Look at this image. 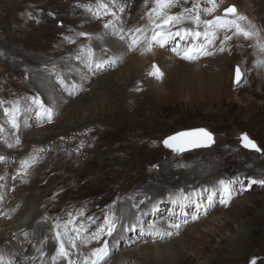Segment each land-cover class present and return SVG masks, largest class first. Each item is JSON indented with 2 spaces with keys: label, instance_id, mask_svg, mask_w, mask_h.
<instances>
[{
  "label": "rangeland",
  "instance_id": "1",
  "mask_svg": "<svg viewBox=\"0 0 264 264\" xmlns=\"http://www.w3.org/2000/svg\"><path fill=\"white\" fill-rule=\"evenodd\" d=\"M7 1L0 0V101L4 102L0 106V118L7 124V128L1 125L4 130L12 129L4 115L5 107L11 108L19 102L22 109L24 102L34 104L33 98L38 97L45 103L49 99L46 91L39 89L40 78L36 77L42 74V70H45L42 79L46 81L45 85L48 83L51 92L56 77L60 76L58 81H61L64 74L68 73L63 71V63L68 61L75 63V66H83V62L76 61L75 53L85 47L96 53L93 46L97 48L98 42L108 36L105 34L106 29L120 27L121 34L117 41L128 45L133 36L130 30L137 26H147L151 33L146 13L154 6L152 0H148L147 4L145 0H118V3L125 4L124 11H119L118 5H114L111 10L119 15L120 24L114 22L111 14H103L99 19L96 17L95 27L104 28L103 33L97 35L87 32V26L93 21H85L86 14L89 15L90 11L96 14L97 9L103 11L100 5L109 6L112 0ZM256 1L223 0L221 3L217 0L220 4L217 13L221 14L228 4L235 5L238 12L248 18L242 23L245 26L248 22L255 25L264 40V23L255 8ZM18 2L20 5H16ZM192 3L193 0H187V3L181 0L170 11L179 13L184 7H192ZM199 3L201 9L210 7L205 0H199ZM33 14L36 19H33ZM10 19L13 20L12 25ZM201 19H212V16L201 11ZM108 20H112L114 26L105 28L104 24ZM181 26L196 28L192 22H185ZM199 30H204L203 24ZM81 32L89 36L78 35ZM122 35L124 39H121ZM218 35L222 39V34ZM202 40L201 37L196 41L200 43ZM254 44V40L233 37L227 42L225 51L220 52V40L217 39L209 48L214 53L210 55L211 62L201 64L203 68L207 66L206 73L213 78L202 74L203 77H199L200 84L194 86V82L188 80L183 90H175L168 79L162 83L159 81L162 84L160 87L152 85L151 81L145 79L149 63L139 74V79L133 82L130 79L122 87L104 88L102 81L122 67L128 59L125 58L119 64H114V68L108 64L102 69L93 68L87 78L88 83L76 88L77 92L67 101H62L65 103L63 105H60L59 94L55 99L57 110L52 113L51 121L40 115L38 105H33L30 114L39 116L40 120L36 122L31 117L33 125L24 132V141L17 136L21 140L18 147H13L8 139L4 140L7 130L0 136V146L8 142L0 149L15 151L11 155L0 154L5 158L0 161V177H3L0 179V219L5 222L4 226L8 227V223L19 225V222L28 220L26 204L22 202L26 196L27 200H34L37 224L47 226L46 238L50 237V248L56 253L59 244L55 236L59 231L74 260L89 255L93 248L108 240L110 243L114 241V245L106 258V264H251L253 260L255 264H264V184L259 183L264 181V176L257 179L256 172L263 171L254 167H264V66L257 64L258 60L264 59V54ZM171 46L172 41L165 46V50L177 53L183 49L179 46L174 51L170 49ZM103 49L108 50L107 47ZM132 50L138 52L137 47ZM80 52L77 55L81 56L83 51ZM204 56L192 61H200ZM223 57L227 61L224 73L220 74L218 64ZM235 65H239L243 71V79L237 85L232 82ZM86 69L81 67L78 72L88 73ZM151 76L149 74L150 79ZM95 81L101 82L100 88L97 85L91 87ZM210 81L215 85L213 91L203 85ZM73 84L70 77L68 85ZM52 93L54 96L58 94ZM97 95L99 99L92 100ZM63 96L68 95L63 93ZM78 97L79 101L71 107ZM22 119V115L18 117V120ZM197 127H204L212 133L214 144L211 147L178 152L164 146L163 140L167 136ZM242 133L254 140L261 152L244 148L240 142ZM45 134L48 141L35 144L29 140L32 137L39 139ZM9 144L12 147H8ZM24 160L29 161L30 166L23 169L21 161ZM197 166L215 170L219 179L208 187H201L200 182L192 183L187 179L190 175L188 171H193ZM220 180L229 184V193L223 191ZM250 180L257 183H250ZM153 185L161 189L159 197L153 198V191L148 194V188ZM214 187L217 191L213 192L210 202L208 189ZM203 190L205 193H202ZM197 191L202 193L197 198L202 202L199 208H194V203L192 209L180 213L177 206L175 208V192L188 197L191 192ZM153 199L157 200L156 203L147 207ZM223 199H227L228 203L221 207ZM122 201L127 202V208H120L119 203ZM14 204L12 213L6 215ZM153 205L157 213L151 207ZM150 207L153 213L146 214ZM128 208L135 210L134 216L137 211L144 214L140 215L142 217L138 223L129 220L127 225L137 226L125 230L115 242L121 232L120 221L123 218L116 212L118 214L120 209L123 212ZM105 214L116 221L117 228L113 236L104 235L99 242L92 240L86 245L77 241V248L71 249L64 233L67 231L68 235L74 236L72 229L84 225L88 227V232L83 235H90L103 223ZM162 223L169 229L159 232ZM171 224H179L180 228H171ZM140 227L139 234H136L135 231ZM22 230L27 233L26 227H22ZM25 236L24 241L12 239L13 250L18 252V248L25 245ZM25 250L26 247L23 252H26L25 256L30 255L29 261L24 259L16 262L13 259L14 264L51 263L52 257L56 255L53 253L49 257L43 251H38V248ZM9 253L0 252L1 264H11ZM34 255L39 256L36 258ZM62 261L64 259L60 258L59 262Z\"/></svg>",
  "mask_w": 264,
  "mask_h": 264
},
{
  "label": "bare ground",
  "instance_id": "2",
  "mask_svg": "<svg viewBox=\"0 0 264 264\" xmlns=\"http://www.w3.org/2000/svg\"><path fill=\"white\" fill-rule=\"evenodd\" d=\"M4 1V0H3ZM9 1V0H8ZM7 1V2H8ZM16 1V0H15ZM256 1V0H255ZM11 2V1H10ZM9 2V3H10ZM17 2V1H16ZM24 2V1H23ZM257 3L255 4V8H256V10L259 12V14H261V16H262V21H263V23H264V0H257L256 1ZM8 4V3H7ZM15 4V3H14ZM20 5V3L18 2L16 5ZM109 4V8H111L112 9V7L114 6V5H118V8L120 7V6H125V4H123V3H121V2H119L118 3V0H115V4H113L112 2H110V3H108ZM5 6V5H4ZM3 6V7H4ZM12 6V5H11ZM7 7H9V6H7ZM116 8V7H115ZM117 8V9H118ZM11 9V8H10ZM96 9H97V7H96ZM18 10V9H17ZM21 10H24V9H21ZM20 9L18 10V11H21ZM97 12H99L100 13V15H101V17H102V15H103V11H99L98 9H97ZM19 13V12H18ZM18 13H17V15H18ZM16 14V13H15ZM89 14V13H88ZM30 15V14H29ZM92 15V16H91ZM34 16H36L35 14H33L32 15V17H34ZM86 16L87 17H85V21H93V23L92 24H89L88 26H87V28L89 29V31H87L88 33H93L94 35H97V34H100L101 32L103 33V29H102V27H100V26H97V27H95V25H96V23H97V21L95 22V20H96V14H93L91 11H90V14L89 15H87L86 14ZM91 16V17H90ZM123 16V15H122ZM18 17V16H17ZM116 17H118V19H115V21L114 22H117L116 24H120L119 22L121 21L120 20V17H119V15L118 14H116ZM113 18V17H112ZM33 19H36L35 17L33 18ZM82 21H84V20H82ZM10 25H12V23H13V20L12 19H10ZM75 22V21H74ZM28 23V22H27ZM80 23V22H79ZM115 24V23H114ZM76 26V25H75ZM102 26V25H101ZM137 27H141V25L140 26H137ZM100 28V29H99ZM135 28V27H134ZM120 27H118V28H116V27H114V28H112V29H106V33L105 34H107L108 36L105 38V39H102V40H100L99 42H98V44H97V48L95 47V46H93L94 47V51H96V53H94V54H98L97 55V57H95V59H94V62H90L89 60H88V58H87V55H86V53H87V50H88V48L87 47H85L84 49H80L79 51H77L75 54V56L74 57H76V61H81V62H83L84 63V65L83 66H81V67H86L87 69V71H88V73H79L78 71V69L79 68H81L80 66H75V63H73V62H69V63H63V71L66 73V72H68V73H66V74H64V78L62 77V79H60L61 81H64V83L62 84L61 83V81H58V78H60V76H55L56 77V79H55V83L53 82V89L51 88V90L52 91H54L55 93H58L57 95H52L53 93H52V91L51 92H49L50 91V88L48 87V83H46L47 85H45V82L46 81H44L43 79H42V77H43V75H44V73L43 72H45V70L43 71L42 70V74L41 73H39V76H37L36 75V77H38V78H40V80H38L39 82H40V85H39V89L40 90H42V91H46V93H47V95H48V98L49 99H46V103H48V104H46L45 103V101L43 100V103H44V106L45 107H47V108H51L52 109V113H56V106H55V99L57 98V97H59V94H60V105H61V103H62V101H67V99H70L73 95L72 94H74L75 92H77V89L76 88H81L82 87V84H86V83H88V81H87V78L89 77V73H90V71L91 70H93V68H96L95 67V63H97V62H99V60L100 59H105V60H108V65H110L109 67H113V66H115L114 64H119V62L121 61V60H123V59H125V58H128L127 59V61L124 63V65H122V67H120L119 69H117L115 72H112L111 74V76H110V78H107L106 80H104V81H102L103 83H101V82H98V81H95V82H93L92 83V86L91 87H95L96 85V87L97 88H100L101 86H100V83H101V85L103 84V87L104 88H106V89H114V87H116V88H118V87H122L123 86V84L125 85V84H127L128 83V80L130 81V79H131V82H133V80L135 81V79L136 78H138V76H139V74L141 75V73H142V71H143V68L149 63V66H150V68H148V70H146L147 72V74H145V79L148 81H151L152 82V85L153 84H155L157 87H160L162 84V82H164L166 79H168V80H170L172 83H173V88L175 89V90H177V91H179V90H183L184 89V87L187 85V83L189 82L188 80H191V82H194L193 84H195L194 86H197V84H200V79L203 77V75H207L208 77H209V79H212L211 78V75L210 74H207L206 72H207V70H205V68H207V66L205 67V68H203L202 66H201V64H203V63H206V62H211L210 60H209V58H211V56L210 55H207V56H204V58L203 59H201L200 61H197V62H193L192 60H186V59H183L182 58V51H180V53L181 54H177V53H172V52H169V50L167 51V50H165V44H167V42L169 41H167L164 45H163V47H161V46H159V45H157L155 42H154V44L155 45H153L152 46V48H151V50L152 51H147V43L146 42H143L142 41V43L140 44V45H138L137 46V51L138 52H135L134 50H132V49H130L129 48V45L126 43V44H124V43H120V42H118L117 41V37L118 38H120L119 36H120V34H121V32H120ZM173 31H175V28H173ZM85 32V31H84ZM123 32V31H122ZM150 32V30H148V32H146V35H147V37L150 39V37H151V33H149ZM124 35V34H123ZM113 36H115V37H113ZM131 38V40H132V37H130ZM182 39V38H181ZM194 39V38H193ZM131 40H130V44H131ZM203 42H204V40H202ZM249 41V40H248ZM195 43V44H194ZM194 43H193V45H196V44H198L197 43V41H196V39H194ZM200 43H202V42H200ZM144 44H145V46H144ZM126 48H125V47ZM103 47H107V51L105 52V49H103ZM71 48V47H70ZM98 49H100V51L98 50ZM102 49V50H101ZM131 50H132V52H131ZM80 51H83L82 52V54H81V56H79V55H77V54H79V53H81ZM98 51H99V53H98ZM130 51V52H129ZM210 51V50H209ZM59 52H60V50H59ZM58 52V53H59ZM100 52H102V53H100ZM148 52H150L151 54H149ZM84 53H85V56H84ZM65 54V53H64ZM67 54V53H66ZM74 54V53H73ZM62 55V54H61ZM71 56V55H70ZM84 56V57H83ZM203 56V55H202ZM222 56V55H221ZM73 57V56H72ZM79 57V58H78ZM109 57H111V59H109ZM217 58H218V56H217ZM74 59V58H73ZM224 59H226V57L224 58L223 57V59H222V61L221 62H219V72H220V74L221 73H224V66H225V63H226V61H227V59L226 60H224ZM152 64H153V66H155L156 68H158L159 69V71L161 72V73H163V76H162V78H157L156 76H154V75H152L151 76V79H150V77H149V74L150 73H153L154 72V67L152 68ZM78 67V68H77ZM105 67H106V64H105ZM114 68V67H113ZM53 69V68H52ZM100 69H102V68H100ZM107 69V68H106ZM210 69V68H209ZM37 70V69H36ZM69 71L70 72H72V74L71 75H69L70 73H69ZM32 74V73H31ZM62 74H63V72H62ZM80 74V75H79ZM91 74V73H90ZM107 74V73H106ZM105 74V75H106ZM110 74V73H109ZM203 74V75H202ZM47 75V74H46ZM108 75V74H107ZM93 76V75H92ZM185 76H187V78H185ZM46 77H48V76H46ZM70 77H72V79H73V81H74V84L72 85V86H69L68 85V83H69V79H70ZM85 77V78H84ZM98 77V76H97ZM100 77V76H99ZM199 77H201L200 79H199ZM208 77H206V78H208ZM33 78V77H32ZM35 79V78H34ZM44 79H45V77H44ZM47 79V78H46ZM64 79V80H63ZM90 79H91V77H90ZM139 79V78H138ZM157 81L158 83H155V81ZM35 81V83H36V80H34ZM58 81V82H57ZM159 81H161V85L159 84ZM71 82H72V80H71ZM34 83V82H33ZM131 83H129L128 85H126V88L127 87H129V85H130ZM203 85H205L204 87L206 88V89H209L210 91H213V90H215V85L212 83V81H210V82H205ZM88 86V85H87ZM156 87V88H157ZM125 88V89H126ZM154 88V87H153ZM93 89V88H92ZM73 90H75V91H73ZM150 89H148V91H149ZM62 93V94H61ZM63 93H65L66 95H68V96H70V97H68V96H63ZM208 93V92H207ZM179 94V93H178ZM45 95V94H44ZM72 95V96H71ZM94 95H95V92H94ZM103 95V94H102ZM101 96V95H100ZM99 96V97H100ZM140 96V95H139ZM97 98H98V95L94 98H92V100L93 99H96L97 100ZM45 99V98H44ZM79 99V97L77 98V99H75L74 100V102L73 103H71V107L73 106V104L74 103H77V101H79L78 100ZM99 99V98H98ZM58 100V99H57ZM92 103V102H91ZM59 104V103H58ZM63 104H65V103H62V105ZM36 106V104H29L28 102H24V103H22V111H21V114H20V116L19 117H21V115L23 116V121H20V120H18V123H19V128H17V129H10V130H8V129H5L4 131H2V132H0V136H2L4 133H5V131L7 130V132L5 133V139L4 140H6V139H8V142L9 141H11V143H12V145H14L13 147H18V144H15L16 142V140H17V136H20V138H21V140H22V138H23V134H24V132L31 126V125H33V120H32V118L31 117H34V116H32L31 114H30V110L32 109L31 107L32 106ZM33 106V107H34ZM38 108V107H37ZM70 108V107H69ZM60 110V109H59ZM70 111H71V109H70ZM73 111H74V109H73ZM1 115L2 114H0V117H1ZM3 118V117H2ZM34 119H35V121L36 122H38L39 120H40V117L39 116H35L34 117ZM35 123V122H34ZM4 125L6 128H7V124H4L3 122H2V120H1V118H0V127H2V126ZM9 126V125H8ZM66 126H69V125H65V127ZM64 127V128H65ZM9 128V127H8ZM17 137V138H16ZM1 138V137H0ZM20 140V141H21ZM29 140H31L32 142L31 143H37V142H39V141H43V142H45V141H48V137L46 136V134L45 135H43L41 138H36V137H32V138H30ZM28 140V141H29ZM22 141H24V138H23V140ZM2 142V141H1ZM7 142V143H8ZM6 143V144H7ZM28 143V142H27ZM5 144V145H6ZM4 145V144H3ZM3 145H1L0 147H4ZM6 151V152H5ZM131 151V150H130ZM15 151H13V150H11V151H7L5 148H3V150H1L0 149V154L1 155H5V154H13ZM177 154H179V153H177ZM176 154V155H177ZM0 155V156H1ZM9 155V156H10ZM6 157V156H5ZM14 157V156H13ZM203 166H206V165H203ZM255 168L257 167V168H259V166H254ZM261 167V169H257L256 168V170H260V171H263L262 173H258V171L256 172V178L257 179H260V178H262V176H264V170H263V166H260ZM17 169V168H16ZM24 169V168H23ZM191 169H193V168H191ZM207 170H209L208 169V167L207 168H205V167H200V166H197V167H195L194 169H193V171L192 170H189L188 171V175L189 176H187L186 178L187 179H189L192 183H197V182H200V184H201V187H205V186H207V185H212V184H215L216 182H215V180H217V179H219L218 178V174L215 172V170H212V171H210L209 170V173H210V175H208L207 174ZM186 172H187V170H186ZM20 173V172H19ZM24 174V173H23ZM3 175V174H2ZM3 178V177H2ZM185 182V181H184ZM15 183V182H14ZM208 187V186H207ZM213 189V188H212ZM212 189H208V191H209V194L207 195V197L209 198V200L208 201H210L211 200V198H212V196L214 195V191H215V187H214V189L212 190ZM148 190H149V193L148 194H151V191H153V194H152V197L153 198H155V197H159L160 195H161V193H158V192H160V190L161 189H159L158 188V186H151V187H149L148 188ZM148 190L146 189V191L148 192ZM205 190V189H204ZM204 190L202 191V193H205L204 192ZM199 191V190H198ZM191 192L190 193V195L187 197V198H189L190 200H185V197H183L181 194H178V193H176L175 192V194L176 195H173V197L174 198H176V200H175V208H176V206H177V208H178V210H179V212L181 213V212H184L186 209H188V208H193V204L195 203V207L194 208H196V209H198L199 207L198 206H200V204L202 203V202H200L199 200H201V199H197L198 197H200L201 196V194L202 193H199V192ZM217 191V190H216ZM215 191V192H216ZM211 192V193H210ZM217 194V193H216ZM31 196V195H30ZM29 196V197H30ZM32 197V196H31ZM152 197H151V199H152ZM171 198V197H170ZM169 198V199H170ZM28 198L26 197V196H24V198H23V200H22V202H24L25 204H26V210H27V213H26V218L28 219V220H26L25 222H23V221H21V222H19L20 224L18 225V224H11V223H8V227H5L4 226V223L5 222H3V219H0V252H4V251H7V252H10L9 253V255H10V259H11V264H14L13 263V259L16 261V262H20V261H22V260H24V259H28V261H29V259H30V255H27V256H25V254H26V252L24 253L23 252V250H24V248L26 247V250L27 249H29V250H31L32 248H38V251L39 250H41V251H43L45 254H47L49 257L53 254V253H55V252H53V250H52V248H50L51 246H50V241H48L49 240V238L50 237H47L46 238V236H47V233H46V230H47V226L45 227L44 225H42V223H40V224H37V217H38V215H37V213H35L34 212V200L33 199H29V200H27ZM192 200H194V201H192ZM151 202H149L148 204H147V207L151 204V203H156V201L157 200H150ZM211 202V201H210ZM18 203V202H17ZM191 203V204H190ZM15 204H16V202H15ZM15 204L14 205H11L10 206V209H9V212H7V214L6 215H9V213L11 214L12 213V210H13V208L15 207ZM17 205V204H16ZM152 205V204H151ZM155 205V204H154ZM154 205L153 206H151L152 208H154V212H158V210H156L155 209V207H154ZM223 205H225L224 203H221V207L223 206ZM119 206H120V208H127L128 207V205H127V202H125V201H122L121 203H119ZM145 206V204L144 205H142V207H144ZM219 206V207H220ZM130 207V206H129ZM141 207V208H142ZM151 207H150V209L149 210H147L146 211V214L147 213H149V214H152L153 212H151L152 211V209H151ZM116 208V207H115ZM172 208H173V206H172ZM169 209H170V207H169ZM121 210V209H120ZM119 210V212H118V214H117V212H116V215H119L120 217H123L122 218V220L120 221V226H121V232L117 235V237H116V240H115V242L118 240V238L119 237H121L122 235V233L125 231V229L122 227V225H127L128 223H129V220H133L134 222H140V218L142 217V216H140V215H143L144 214V212H143V214H141V211L139 212V211H137L136 212V214H135V216H134V213H135V210H131V209H126V210H124L123 212H121ZM129 210V211H128ZM117 211V210H116ZM139 212V213H138ZM173 212V211H172ZM186 212H187V210H186ZM139 214V215H138ZM168 214V213H167ZM175 214V213H174ZM5 215V216H6ZM179 215V214H178ZM118 216V217H119ZM213 216V215H212ZM115 217V216H114ZM137 217H139V219L137 220ZM155 218V217H154ZM153 220V219H152ZM211 220V219H210ZM27 221H30L29 223L27 222ZM126 222V223H125ZM154 222H157L156 220L154 221ZM216 223H220L219 221H217ZM159 224V223H158ZM119 225V224H118ZM160 225H162L161 227H162V230H160L159 232H164L163 231V229L164 230H167V229H169L167 226H164V224L162 223V224H160ZM159 225V226H160ZM4 226V227H3ZM2 227H3V229H2ZM24 228V227H26L27 228V233L25 232L24 233V231L22 230L21 231V228ZM140 229H141V227L139 228V230H136L135 231V233L136 234H139V231H140ZM208 230H210L211 231V229H208ZM241 230V229H240ZM192 231V230H191ZM154 232H156L155 231V229H154ZM125 233V232H124ZM24 235H26L25 237H26V239H25V245H22V246H20L19 248H18V252L17 251H15V250H13V244H12V239H16V241H19V240H23V237H24ZM121 235V236H120ZM46 238V241H44V239ZM9 240V241H8ZM5 241H8L9 243H7V244H5ZM24 241V240H23ZM28 241H30V243H28ZM27 244V245H26ZM113 245H114V241H112V243H110L109 242V248H110V253H111V251H112V249H113ZM25 246V247H24ZM66 248H68L69 249V247L66 245L65 246ZM230 246H228L227 248H229ZM7 249H11V250H7ZM25 250V251H26ZM143 252V251H142ZM11 253H12V255H11ZM35 253V252H34ZM5 254V253H4ZM38 254V253H37ZM56 254V253H55ZM4 256V255H3ZM36 258L39 256V255H34ZM47 258V257H46ZM108 258V257H107ZM47 261V260H46ZM60 261V258H58L57 260H56V262H55V264H67V261L66 260H64V261H62V262H59ZM41 262V261H40ZM48 262V261H47ZM29 263V262H28ZM27 263V264H28ZM1 264V263H0ZM31 264H35V263H31ZM42 264H53V261L51 262V263H45V261H43L42 262Z\"/></svg>",
  "mask_w": 264,
  "mask_h": 264
},
{
  "label": "snow or ice",
  "instance_id": "3",
  "mask_svg": "<svg viewBox=\"0 0 264 264\" xmlns=\"http://www.w3.org/2000/svg\"><path fill=\"white\" fill-rule=\"evenodd\" d=\"M181 0H152L153 7L146 13L148 19V25L151 26V37H147L146 32L148 27H137L133 32L131 44L129 45L130 49H134L143 42L147 43V51H151L152 44L155 42L157 45L163 47V45L173 37H180L182 39L192 37L196 40L203 38L204 42L198 43L196 45H191L182 49V58L186 60H195L202 55H213L214 53L209 51V48L215 44L217 39L220 40V47L218 51H225V46L227 42L231 41L233 37L242 36L246 40H254V46L259 50L261 54H264V40L261 39L260 31L256 28L255 25L248 22L245 26L242 22L247 21V17L243 14H240L237 8L232 6H227L222 9V14L217 13V9L220 7V4L217 3V0H205L207 5L210 7H204L201 9L199 0H193L192 7H184L179 13H171L170 9L176 7ZM184 3H187V0H183ZM222 3L223 0H220ZM112 3L115 4V0H112ZM148 3V0H145V4ZM101 9H103L104 15L111 14L113 18L116 17V13L109 8L107 4H101ZM119 11L123 12L124 7L120 6ZM201 11L208 16H212V19H201ZM214 13H217L213 15ZM97 19L101 18L99 12L96 13ZM39 22V21H37ZM185 22H192L196 25V28L182 27ZM201 24L204 25V30L200 31L199 28ZM110 25H113L112 20H108L104 27L108 28ZM175 28V31H173ZM218 34H222V39ZM78 35L80 36H89L88 33L81 32ZM121 39H124V36H121ZM74 42V41H73ZM176 51V49H173ZM107 50H105L106 52ZM181 54L180 52L177 53ZM87 58L90 62H94L95 54L92 52L91 48L87 50ZM79 58V57H78ZM111 59V57H109ZM108 63V60L100 59L99 62L95 63V67L103 68L105 64ZM258 66H264V59L257 61ZM154 67V72L150 73L151 75L156 76L158 79L162 78L163 73L159 71L158 68ZM242 72L239 66L235 69V82L239 84L242 79ZM63 84L64 81H61ZM3 101H0V106L3 105ZM33 103L39 106L40 115L42 117L46 116L49 121L52 119V109L44 106L42 100L38 97L33 98ZM4 115L7 117V123L10 124L11 128H19L18 117L21 114V107L19 102L12 105L11 108L5 107L3 109ZM4 131L0 127V132ZM212 139L211 134L204 131L198 130L195 133H177L175 136H170L163 141L164 145L169 148H174L176 151H184L186 147H199L201 145L207 144ZM244 147L260 151V148L250 140L246 135L242 137ZM19 138H17L16 143L19 144ZM8 147H12L11 144ZM40 151H43L42 149ZM5 158L0 156V161H3ZM23 168H26L29 165V161H21ZM0 179H3L0 177ZM250 183H257L255 180H250ZM259 183L264 184V181H259ZM219 184L223 187L225 193H229V184L224 180H220ZM187 199V197H185ZM221 203L227 204L228 200L223 199ZM138 207V205H134ZM83 215V213H81ZM196 218V217H194ZM139 217H137V220ZM92 223H95V220L89 218ZM137 225H122L125 230L134 229ZM57 228L60 225H56ZM155 228V225L152 226ZM171 228L179 229V224H171ZM67 228V225H65ZM116 221L110 217V215L105 214L103 218V223L99 225L96 231L92 232L90 235H83V233L88 232V227L81 225L80 227H74L72 231L75 233L74 236L68 235L67 231L64 233L67 236L68 243L71 246V249L77 248V241H80L83 244H88L92 240L97 242L100 241L101 237L106 235L112 237L113 233L116 232ZM171 235L172 233H168ZM55 239L57 240L59 247L56 248V255L52 257L53 264H55L58 258H62L67 261V264H106V258L110 255V248L108 240H104L101 246L93 248L89 255L83 256L82 259H72L71 251L65 247V241L61 238V233L57 231ZM43 255V253H42ZM255 264V260L251 262Z\"/></svg>",
  "mask_w": 264,
  "mask_h": 264
},
{
  "label": "water",
  "instance_id": "4",
  "mask_svg": "<svg viewBox=\"0 0 264 264\" xmlns=\"http://www.w3.org/2000/svg\"><path fill=\"white\" fill-rule=\"evenodd\" d=\"M233 4H228L227 6H232ZM226 6V7H227ZM235 6V5H234ZM236 7V6H235ZM221 14H222V12H221ZM237 66H239V65H235L234 66V69H233V79H232V82H233V84L234 85H237V83L235 82V69H236V67ZM239 68H240V70H241V72H242V74H243V71H242V69H241V67L239 66ZM242 79H243V75H242ZM242 79H241V81H242ZM204 130V131H206V132H208L207 131V129L206 128H204V127H197V128H192V129H185V130H181V131H177V132H175V133H173V134H171V135H169V136H167L165 139H167L168 137H170V136H175L177 133H181V132H184V133H195V132H197L198 130ZM208 133H210V132H208ZM211 134V137H212V139H211V141L210 142H208L207 144H204V145H201V146H199V147H191V146H189V147H186L185 148V150L184 151H178V152H186V151H190V150H193V149H200V148H205V147H211L213 144H214V140H213V135H212V133H210ZM246 134H244V133H242V134H240V142H241V145L244 147V143H243V141H242V137L243 136H245ZM247 136V135H246ZM248 137V136H247ZM249 138V137H248ZM164 139V140H165ZM250 139V138H249ZM163 140V141H164ZM250 140H252V139H250ZM253 142H255L254 140H252ZM164 144V143H163ZM255 144H256V142H255ZM257 145V144H256ZM165 146V145H164ZM258 146V145H257ZM166 147V146H165ZM169 150H175L174 148H169V147H167ZM244 148H246V147H244ZM246 149H248V150H253V151H256V150H254V149H250V148H246ZM176 151V150H175ZM259 152H261V150L259 151Z\"/></svg>",
  "mask_w": 264,
  "mask_h": 264
}]
</instances>
